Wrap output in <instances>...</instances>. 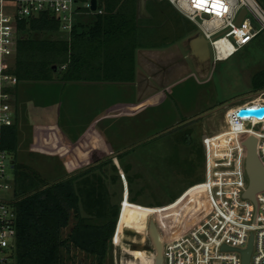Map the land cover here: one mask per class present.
<instances>
[{"label":"rangeland","instance_id":"374dc122","mask_svg":"<svg viewBox=\"0 0 264 264\" xmlns=\"http://www.w3.org/2000/svg\"><path fill=\"white\" fill-rule=\"evenodd\" d=\"M153 1L163 6L167 14L176 9L168 0ZM258 1L264 8V0ZM151 2L152 0L146 1V10L151 7ZM142 11L141 5L140 12ZM181 17L186 18L184 15ZM155 24L157 23L153 22L152 25ZM194 26L197 31V26ZM160 30L164 33L170 30L173 35L171 37L175 39L169 44L170 50L176 51L179 58H185L189 70L171 75L172 80L170 79L167 89L147 101L140 130H129L125 123L112 120H106L102 123V128L100 126V129H94V119H98V114H92L91 106L94 100L101 101L104 94L102 92L86 91L79 89L75 83H70L71 86L68 85L59 96L71 112L68 120L71 130L66 132L63 129L65 136L57 134V137L61 135L64 140L62 144H65V149H73L72 144L76 140L73 136L79 134L80 138L81 132L85 136L92 135L91 139L98 137L103 141L108 140L109 146L126 145L120 149L125 152L122 156H118L120 151L106 152L99 156L96 150H85L82 155L70 153L67 156L77 159L70 160L71 162L79 161V169L101 159H111L105 166V171L112 193L111 202L118 207V212L108 217L116 219V226L102 264H155L157 244L150 227L152 221L157 225L163 245L166 237L189 230L204 216L207 210L205 196L198 193L199 185L196 186L197 181L204 178L203 137L226 129V112L232 105L264 100V88H256L252 82L254 75L264 69V32L227 59L215 61L211 58L203 65V70L188 49V39L186 46L183 38L177 37L174 28L168 29L166 24ZM67 34L49 31L40 36L64 39ZM169 39L168 37L166 40ZM64 83L60 80L58 82ZM26 84L28 83H24L25 89L28 87ZM34 84L35 88H31L33 91H28L27 96L29 93L38 94L39 91V99L43 100V90L46 88L37 90L38 83ZM52 92L59 93L55 88ZM113 94L120 95L119 91ZM99 95L101 97L98 98ZM47 115L48 112L43 117L39 116L38 120L43 122ZM57 121L59 123L54 122L57 126L64 123L61 119ZM31 123L26 119L22 124L24 130L21 131L18 122V147H22L25 136H32L31 133L35 132ZM190 129V140L186 141L185 133ZM55 134V131L51 132V135ZM44 135V138H51L48 132ZM99 139L94 140L98 142ZM127 142L130 143L124 144ZM28 153L27 150L21 151L19 163L36 174L40 183L70 176L79 170L69 171L70 161L67 158L56 156L47 160L32 157ZM113 165L118 174L116 182L110 180V175L114 172ZM82 214L89 215L85 207ZM92 218L97 222L106 219L95 216ZM75 223L76 219L72 214L70 225L62 231L64 239H68ZM62 257L63 264H99L98 254L77 248L70 242L64 246Z\"/></svg>","mask_w":264,"mask_h":264},{"label":"trees","instance_id":"16d2710c","mask_svg":"<svg viewBox=\"0 0 264 264\" xmlns=\"http://www.w3.org/2000/svg\"><path fill=\"white\" fill-rule=\"evenodd\" d=\"M98 3L103 12L80 18L64 39L40 36L59 31V22L50 13L21 19L15 60L10 68L19 82L132 81L138 48L164 47L175 40L170 30L166 33L160 30L164 24L168 29L174 28L179 38L195 30L192 21L175 12L167 14L153 0L148 8L152 15L149 18L140 16L141 0H98ZM153 22L157 24L152 25ZM252 82L256 88H264V69L254 75ZM191 133V129L186 131V141ZM18 139L17 117L12 125L4 126L2 136L4 147L15 158L17 264H63L62 250L68 242L98 254L102 264L116 226V219L108 217L118 212L111 202L105 171L111 159L95 161L70 176L40 183L36 174L16 159ZM123 154L120 152L118 156ZM113 170L110 180L116 182L115 165ZM82 206L88 210V216L82 214ZM72 214L76 223L68 239H64L62 231L70 225ZM93 216L106 219L97 222Z\"/></svg>","mask_w":264,"mask_h":264},{"label":"built area","instance_id":"2783aa9c","mask_svg":"<svg viewBox=\"0 0 264 264\" xmlns=\"http://www.w3.org/2000/svg\"><path fill=\"white\" fill-rule=\"evenodd\" d=\"M168 1L203 33L215 61L231 57L264 32V8L258 0H219L223 7H213L210 0L205 8L194 6L193 0ZM96 12L103 9L98 2L93 9L92 0H0V264H17L15 158L4 147L2 136L4 126L15 121L19 78L10 68L19 21L50 13L59 22V32L70 33L80 18ZM260 106L264 100L232 105L226 112V129L203 137L204 178L196 186L205 196L207 210L189 230L164 239L163 264H243L241 250L251 234L250 264H264V189L256 195L257 205L244 195L250 182L244 142L250 135L258 138L264 165V114L239 113Z\"/></svg>","mask_w":264,"mask_h":264},{"label":"crops","instance_id":"0c3cea01","mask_svg":"<svg viewBox=\"0 0 264 264\" xmlns=\"http://www.w3.org/2000/svg\"><path fill=\"white\" fill-rule=\"evenodd\" d=\"M147 1V0H146ZM176 14H181L176 9L174 10ZM140 16L142 17H151V13L149 10H143L140 12ZM183 16V14H182ZM195 30L187 31L184 35L183 40L185 45L187 46L188 39V49L191 53L189 39L194 36ZM171 45H167L164 47H140L136 50L135 60H136V71H135V79L132 81H64V84H58L61 79H53L47 81H23L19 82L15 87L16 91V99L13 104V108L15 111V118L18 117V122L20 123L21 131L24 130L23 122L28 119L32 122L31 127L35 128V132H32V136L28 133V136L24 138L22 141V147L19 145L17 157L16 159L19 161L21 158V151L27 150L32 157H40L42 159H51L56 156H60L62 159H66L67 156L72 154L85 153V150H96L99 152V156L105 154L106 152H115L120 151L123 146L119 147L112 144H109L108 140L103 141V139H99L92 137L89 135L85 136L83 132H81V136L79 138V134L75 135L73 142V149L68 151L67 148L64 147L65 144H62L64 140L61 135L65 136L63 133V129L67 132L71 127L69 126V115L70 111L67 110V105L63 98L59 97L60 92L62 94L63 90L68 88V85L71 86L70 83H75L74 85L79 87V89H84L86 91L90 90L92 92H102L104 93L101 97V101L94 100L95 102L91 106L92 114H98V119H94V129H100L103 127L102 123L106 120H112L114 122H122L125 123V127H129V130L135 129L136 131L140 130L142 124L141 120H143V114L146 111V103L150 98L156 97L158 94H162L167 89L170 79L172 80V76L175 73H179L183 70L184 73L189 70V64L185 60L184 57L179 58L177 56L176 51L171 52ZM170 50V51H169ZM191 55L195 58V61L198 62V65L204 70L203 65L204 62H201L196 56L192 53ZM179 59L178 61H176ZM176 61V62H175ZM207 65V64H206ZM208 67V66H207ZM207 69V68H206ZM172 75V76H171ZM69 84H66V83ZM24 83L30 89L24 88ZM37 84V90L46 88L43 90L45 95L43 96V100L39 99L40 92L38 94L33 93L27 96L28 91H33L35 88V84ZM72 84V85H73ZM32 88V89H31ZM57 89L58 94H54L52 89ZM119 91L120 95H114V92ZM98 94V93H97ZM54 98H53V97ZM50 98V99H49ZM103 99V100H102ZM237 104V103H236ZM89 110V111H91ZM44 112V113H42ZM44 121L40 122L38 119L39 116H44ZM70 112V113H69ZM84 116V115H83ZM30 117V119H29ZM41 117V118H42ZM49 118V120L47 119ZM75 118V117H74ZM64 120L61 126H57L59 121ZM92 119V118H91ZM89 119V121L91 120ZM57 123H54V122ZM78 121L76 120L75 123ZM133 122V123H131ZM61 123V122H60ZM36 125V126H35ZM27 126V125H26ZM32 127V128H33ZM28 128V127H27ZM112 129V128H111ZM55 131V135H51V132ZM48 132V136L44 138V133ZM58 132V133H57ZM61 134L57 137V134ZM118 134V133H117ZM43 137V138H41ZM94 139H99L100 141L96 142ZM61 142V143H60ZM87 143V144H85ZM130 142L124 143L128 144ZM62 146H61V145ZM79 145L81 148H79ZM107 145V146H106ZM104 146V147H103ZM106 146V147H105ZM104 148V149H103ZM55 155V156H54ZM79 158V157H78ZM79 159H84L83 157ZM66 160H77L74 156L67 158ZM93 160V159H92ZM78 162V163H76ZM79 161H70L68 165L69 171L79 169Z\"/></svg>","mask_w":264,"mask_h":264},{"label":"water","instance_id":"95a60500","mask_svg":"<svg viewBox=\"0 0 264 264\" xmlns=\"http://www.w3.org/2000/svg\"><path fill=\"white\" fill-rule=\"evenodd\" d=\"M97 0H92V8L97 9ZM143 10H145L146 0H141ZM245 10H242L239 19L244 15ZM191 53L196 56L201 62H208L211 59V50L208 40L205 38L203 33L197 32L194 36L189 39ZM240 114L251 113V114H264V106L257 108H242L239 111ZM247 147L246 167L250 178L249 186L245 191L244 195L253 200L257 205V193L264 189V165L258 154V138L255 135H250L245 140ZM151 230L157 244V255L155 264H163L162 255V241L159 235L157 225L154 221L151 222ZM254 235L251 234L248 246L241 250L243 264H250L251 253L253 249Z\"/></svg>","mask_w":264,"mask_h":264},{"label":"snow or ice","instance_id":"6c2138e0","mask_svg":"<svg viewBox=\"0 0 264 264\" xmlns=\"http://www.w3.org/2000/svg\"><path fill=\"white\" fill-rule=\"evenodd\" d=\"M210 0H193V4L194 6L198 7V8H205L208 6ZM211 3L213 5V7H223L222 4L219 3V0H211Z\"/></svg>","mask_w":264,"mask_h":264}]
</instances>
